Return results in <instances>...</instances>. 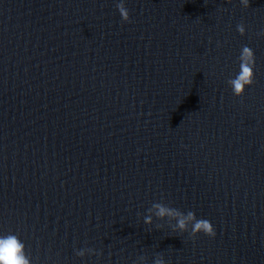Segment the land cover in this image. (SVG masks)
I'll list each match as a JSON object with an SVG mask.
<instances>
[{"label":"water","instance_id":"obj_1","mask_svg":"<svg viewBox=\"0 0 264 264\" xmlns=\"http://www.w3.org/2000/svg\"><path fill=\"white\" fill-rule=\"evenodd\" d=\"M118 2L0 0V233L32 264H264V0Z\"/></svg>","mask_w":264,"mask_h":264},{"label":"clouds","instance_id":"obj_2","mask_svg":"<svg viewBox=\"0 0 264 264\" xmlns=\"http://www.w3.org/2000/svg\"><path fill=\"white\" fill-rule=\"evenodd\" d=\"M244 3L246 6H249L250 0H244ZM117 8L123 20L129 21L131 17L129 9L126 7V0H119ZM237 27L242 35L246 33V28L243 24ZM239 61V71L234 77L229 79V84L235 95L243 96L255 80L254 68L256 67V56L254 50L245 45L241 50ZM155 207L159 209L157 214L160 216L177 215L176 212L162 205H156ZM188 218L191 219L192 216L190 215ZM185 223L184 219L180 220L181 227H184ZM200 232L213 237L216 235L215 227L208 220H199L195 223L193 236H196ZM79 254L84 255V252L81 251ZM0 264H32V259L26 251V245L17 234L11 232L7 234L0 233ZM157 264H164V262L159 260Z\"/></svg>","mask_w":264,"mask_h":264}]
</instances>
